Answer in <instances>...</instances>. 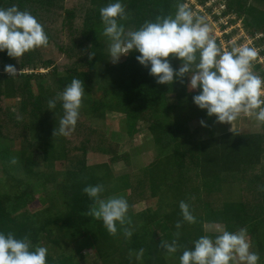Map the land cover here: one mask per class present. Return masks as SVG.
Here are the masks:
<instances>
[{
  "label": "trees",
  "instance_id": "obj_1",
  "mask_svg": "<svg viewBox=\"0 0 264 264\" xmlns=\"http://www.w3.org/2000/svg\"><path fill=\"white\" fill-rule=\"evenodd\" d=\"M77 1L84 30L73 41L72 35L80 34V28L71 24L76 9L67 6V0H0V7L15 4L31 12L48 36L46 46L23 54L18 65L0 52L4 173L0 177V231L18 238L27 235L34 246L46 245L47 264H89L90 260L77 261L74 256L80 253L81 257L84 247L95 248L91 257L96 256L97 264H179V256L195 239L218 234L206 231V225L229 231L247 227L250 250L259 254L258 264H264V174L256 171L263 161L264 126L258 132L241 128L218 133L215 118H206L205 111L193 104L199 89L188 88L187 75L172 84H157L148 68L136 61L135 51L112 63L99 12L111 0ZM206 1L198 0L201 5ZM121 2L127 13L123 21L127 31L146 20L174 14L178 0ZM224 3L222 16L235 14L255 45L264 42V0ZM170 63L176 69L180 62L172 59ZM7 64L17 68V76L4 72ZM37 69L44 72H26ZM73 78L81 79L85 95L75 130L65 137L53 134L63 114L60 103L48 109L47 102ZM108 113L122 116L119 129L92 125L91 120L105 121ZM192 121L199 128L192 129ZM138 122L149 132L156 154L146 166L114 176L111 165L127 158L126 140L137 132ZM89 154L107 156L109 162L87 164ZM13 157L15 163H11ZM17 171L22 178L14 175ZM33 183L42 189L51 187L45 189L40 205L33 203ZM95 184L104 185L102 196L123 195L131 207L152 201V206L128 213L133 228L130 238L124 237L119 226L117 234L110 235L102 221L87 214L92 201L83 188ZM182 200L190 205L196 222H184L177 229ZM155 229L165 236L158 238ZM173 239L179 247L168 255L162 242ZM102 242L106 244L104 255ZM68 245L70 250L65 252ZM141 249L143 253L137 256Z\"/></svg>",
  "mask_w": 264,
  "mask_h": 264
},
{
  "label": "clouds",
  "instance_id": "obj_2",
  "mask_svg": "<svg viewBox=\"0 0 264 264\" xmlns=\"http://www.w3.org/2000/svg\"><path fill=\"white\" fill-rule=\"evenodd\" d=\"M99 12L112 63L135 51L136 61L148 68L157 84H172L187 75L188 88L199 89L192 102L205 111L206 118L231 125L243 115L254 119L257 126H264V76L253 71L256 48L234 45L221 50L204 18L194 16L183 0H178L174 14L146 20L135 30H125L127 13L121 0H111ZM47 44L44 27L31 12L15 4L0 7V52L17 59ZM172 59L180 62L178 68L172 67ZM3 70L9 77L17 76L12 64ZM84 95L81 79L73 78L48 100V109H54L59 102L63 113L53 134L67 137L74 132ZM200 124L205 126V121ZM15 162L13 157L11 163ZM104 191L103 184L83 188L92 201L87 214L102 221L110 235H116L119 226L124 237L130 238L133 228L128 200L123 195L104 197ZM179 209L182 219L177 221V229L184 222H196L188 203L180 201ZM162 247L172 255L179 245L173 239L171 243L162 242ZM250 249L247 227L223 229L214 237L201 235L195 239L192 247L185 248L179 256V264H258L259 254ZM142 253L143 249L137 256ZM47 256L46 245L34 246L27 235L18 238L12 232L0 231V264H47Z\"/></svg>",
  "mask_w": 264,
  "mask_h": 264
},
{
  "label": "rangeland",
  "instance_id": "obj_3",
  "mask_svg": "<svg viewBox=\"0 0 264 264\" xmlns=\"http://www.w3.org/2000/svg\"><path fill=\"white\" fill-rule=\"evenodd\" d=\"M78 2L77 0H67L66 5H74L75 15L76 18L75 20L71 23L76 30H78L81 26V17H83V12H79L80 9L78 7ZM186 4L191 8L194 16H199L203 17L205 22L209 25L210 28V35L212 38H214L217 42V44L220 46L221 50L224 49H230L232 46H239V45H244V46H250L254 47L257 49V57L253 61V71L256 72L258 75H262V71H264V54L262 50L264 49V42H261L259 44L255 45V41L253 38L250 37L249 34L246 33L243 24L240 20H236V15L235 14H230L227 16H222L221 11L225 8V3L224 0H207L204 5H201L198 0H187ZM78 10V11H77ZM213 13L218 15V19L214 18ZM235 21V22H234ZM83 27V26H82ZM70 30L73 31V27L70 28ZM84 30V29H83ZM82 28H80L79 32L80 34L72 35V40L76 41L77 37H80L82 34ZM85 33V32H84ZM67 34V33H66ZM257 37H261V35H258ZM59 36L55 34V41L58 42ZM255 42V43H254ZM71 46V45H70ZM75 49H79L76 47ZM76 51V50H75ZM79 51V50H78ZM77 51V52H78ZM80 53V52H79ZM86 52H82L81 54L78 55V58L85 54ZM125 55H122L119 60L123 59ZM8 58V56H7ZM10 58V57H9ZM8 59H6L7 62ZM13 64L18 65L20 63V57L12 58ZM63 64L67 62L66 59L62 60ZM26 72H44L42 69H37V70H26ZM192 90V89H191ZM10 104V102L8 101ZM13 105V104H11ZM121 115L117 113H108L106 116V120H100V119H93L91 120V123L94 127H100L104 129L105 127L109 126L110 130L113 129H119L121 125ZM249 123V121H252ZM120 125V126H119ZM190 126L192 129L199 128V123L197 121H192L190 123ZM216 132L222 133L226 130H234V129H244V131L249 130L250 132H258L260 131V126H257L254 119L245 117L241 115L237 120L233 121L230 124L227 123H216L214 125ZM108 128V127H107ZM127 144L126 145V152H127V158L123 161H118L115 162L111 165V169L113 172L114 176H119L123 174H130L134 172L135 170L140 169V167L146 166L148 162H150L153 157L156 154V148L155 145L153 144L151 140V136L149 132L147 131L146 127L141 123H137V132H135L133 135H130L129 138L126 140ZM9 144V143H6ZM262 163L256 168L258 172H260L262 175L264 174V154L262 156ZM103 162H109V158L107 156L99 155V154H89L87 156V164H95V163H103ZM58 169H61V167L57 166ZM4 175L3 170H2V165H1V160H0V177ZM16 177H23L21 171H17L14 173ZM32 184V199L33 203H38L40 200L42 194H46L45 189H51V187H46L45 189H42L40 185H34ZM127 195V194H125ZM40 202V201H39ZM152 206V201L148 200L145 202H141L140 204L133 205L132 207L129 206V212L137 213L143 210L145 207ZM206 231L208 232H216L219 233L221 230H223V227H213L212 225H206L205 226ZM154 233L158 234V238H162L165 236V233L159 232V230L155 229L153 230ZM97 245V244H96ZM102 247V253L103 255L105 254V248L106 244L104 242L99 244ZM70 250V246L68 245L65 247V252ZM60 252V251H58ZM95 251L94 247L86 248L81 251V257L80 253L76 254L74 253L75 258L78 260L83 259L82 261H87L89 264H97L95 262V257H91V254ZM100 257V255L98 254ZM102 258V257H100ZM139 257H137L138 259ZM86 264V263H85ZM100 264V263H99Z\"/></svg>",
  "mask_w": 264,
  "mask_h": 264
}]
</instances>
